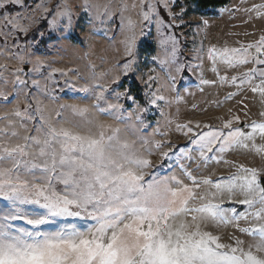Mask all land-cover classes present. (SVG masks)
Segmentation results:
<instances>
[{"label":"snow or ice","instance_id":"1","mask_svg":"<svg viewBox=\"0 0 264 264\" xmlns=\"http://www.w3.org/2000/svg\"><path fill=\"white\" fill-rule=\"evenodd\" d=\"M174 5L177 0H120L118 6L83 0L80 19L107 28L106 36L118 8L123 60L115 75L93 66L90 79L66 82L73 102L61 103L50 84L58 83L57 72L67 73L45 74L46 60L36 51L53 33L67 38L71 8L50 9L47 0L35 8L28 0H0V264H264V167L226 159L238 149L264 159V144H257L264 141V110L261 122L243 127H233L238 116L219 127L177 123L187 140L183 146L155 138L168 136L159 120L146 132L151 111L173 124L164 109L179 103L187 90L185 72L198 67L181 59L175 30L184 24L186 8L178 5L177 13ZM137 7L139 22L125 16ZM262 8L251 10L264 16ZM37 12L48 21L47 30L29 37ZM153 26L157 52L144 72L139 42ZM20 36L29 39L21 44ZM207 56L221 84L229 77L219 75L217 63L232 70L252 65L230 81L237 89L249 85L264 105V36L239 48L211 47ZM109 76L116 87L101 83ZM133 76L144 85L143 102L130 89L120 90L122 78ZM222 164L235 171L215 179L202 172ZM221 229L233 230L229 242Z\"/></svg>","mask_w":264,"mask_h":264},{"label":"rangeland","instance_id":"2","mask_svg":"<svg viewBox=\"0 0 264 264\" xmlns=\"http://www.w3.org/2000/svg\"><path fill=\"white\" fill-rule=\"evenodd\" d=\"M28 2L32 8H35L39 0H28ZM82 2L83 0H47L50 9L55 8L57 4H61V6L67 4L73 12L74 23L70 30L65 31L64 35L67 37L66 39L58 40L55 38L57 34L53 33L51 39L41 41L37 45L38 50L36 51V55L44 58L48 66L45 69V74L50 69H59L61 72L67 73V76H61L60 72H57L54 79L58 83L50 84L54 94L61 97V103L73 102L67 99V95H70V93H68L65 87L66 82L79 85L85 80L90 79V68L93 66L97 73L112 70V75H115L117 74L115 66L123 60L122 47L120 45V40L123 37L118 28L120 23L118 8L116 23L110 25L111 30L108 31V35L106 36L104 32L107 31V28L100 25L93 28L80 19L81 10L78 6ZM133 2L139 4V0H127L129 5ZM90 3L101 6L104 4L118 6L120 0H90ZM180 4L186 8L184 24L175 30L176 35L181 40V59L198 67H194L193 71L185 72L187 90L181 91L182 98L179 103H173L170 107H165L164 109L167 119L172 120L173 124L171 126L166 125L165 117H161L158 111H151L148 114L150 127L146 129V132L151 134L156 126V121L159 120L161 121V131H167L168 136H157L155 138L160 140L168 139L171 142L175 140L177 141L176 145L183 146L187 143V140L176 131L175 125L177 123L199 121L201 124L207 123L214 127H219L224 121L235 116L240 118V123L234 124L233 127H243L244 124H250L252 121L261 122L259 113L264 110V105L260 103L259 95L254 94L250 90L249 85H244L243 88L237 89L230 81L231 76L240 75L252 67V65L232 70L217 63L216 67L219 75L229 77L228 82L221 84L216 73L211 71L213 64L208 59L207 54L211 47H215L218 50L225 47L239 48L242 45L255 44L259 41L260 37L264 36V16H258L257 12L251 9L254 6L264 5V0H232L229 6L219 10V17L196 15L194 7L189 12L190 7L179 0H177V5L173 6L174 11L177 13L180 11L178 6ZM261 11L264 12V8ZM138 13L139 8L137 7L135 10L129 9L125 13V16H131L139 22ZM48 18L51 19V15ZM165 18H167L166 13ZM35 20L36 23L33 25L29 37L37 29L47 30L48 21L42 19L39 12L35 13ZM205 20L207 21L206 26L203 24ZM29 37L20 36L18 42L24 44ZM3 39L0 36V43L3 42ZM36 40L39 41L38 36H36ZM156 40V29L153 26L150 37L144 38L139 42V59L144 72H147V67L143 66H151L150 57L157 52ZM12 42L10 39L9 43ZM4 62L3 59H0V63ZM125 78L128 77H123L122 80ZM131 78L142 89L144 88V85L138 78L134 76ZM110 79L111 77L109 76L104 81H101V83L108 84L109 87H115V85L110 83ZM201 79H206L213 83L201 85ZM254 83H258V81H254ZM120 90L123 91L125 89ZM229 93L237 94L232 99L226 100ZM19 99L20 107L23 109L25 106L24 98L21 96ZM15 103L16 101H13V104L8 105L7 110L10 111ZM49 107L50 109H54L56 105L53 103ZM4 110L0 107V112ZM245 131H248V129H245ZM257 144H264V141L258 138ZM226 159L233 164H243L246 167H264V159L251 150L238 149L226 154ZM234 171L235 168L232 167V164L213 165L207 170L202 169L203 174H211L213 179L230 175ZM237 207L241 208L242 206L237 205ZM232 231V229L219 230V234L224 237V242H229L227 237ZM236 235H239V233H236ZM240 238L248 240L244 236Z\"/></svg>","mask_w":264,"mask_h":264},{"label":"trees","instance_id":"3","mask_svg":"<svg viewBox=\"0 0 264 264\" xmlns=\"http://www.w3.org/2000/svg\"><path fill=\"white\" fill-rule=\"evenodd\" d=\"M181 3L190 7L189 12L193 7L196 15L202 17H219V10L231 4L232 0H179ZM165 15V13H163ZM123 87L121 89L129 88L134 95L139 96L143 102V92L140 91L141 86L136 83L132 78H125L122 80ZM116 87V85H115Z\"/></svg>","mask_w":264,"mask_h":264},{"label":"built area","instance_id":"4","mask_svg":"<svg viewBox=\"0 0 264 264\" xmlns=\"http://www.w3.org/2000/svg\"><path fill=\"white\" fill-rule=\"evenodd\" d=\"M80 27H81V25H80ZM82 27H83V26H82ZM83 28H84V27H83ZM172 142H173L174 144H176V143H177V141H175V140H173Z\"/></svg>","mask_w":264,"mask_h":264},{"label":"water","instance_id":"5","mask_svg":"<svg viewBox=\"0 0 264 264\" xmlns=\"http://www.w3.org/2000/svg\"><path fill=\"white\" fill-rule=\"evenodd\" d=\"M26 70H27V67H26Z\"/></svg>","mask_w":264,"mask_h":264}]
</instances>
